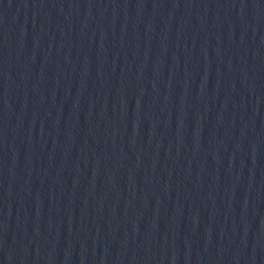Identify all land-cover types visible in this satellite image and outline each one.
Returning <instances> with one entry per match:
<instances>
[{"label": "water", "instance_id": "1", "mask_svg": "<svg viewBox=\"0 0 264 264\" xmlns=\"http://www.w3.org/2000/svg\"><path fill=\"white\" fill-rule=\"evenodd\" d=\"M0 264H264V0H0Z\"/></svg>", "mask_w": 264, "mask_h": 264}]
</instances>
